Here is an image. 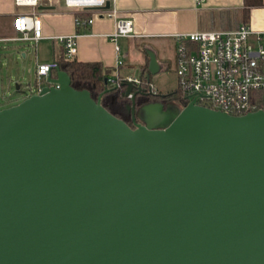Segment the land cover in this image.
<instances>
[{
	"label": "water",
	"instance_id": "95a60500",
	"mask_svg": "<svg viewBox=\"0 0 264 264\" xmlns=\"http://www.w3.org/2000/svg\"><path fill=\"white\" fill-rule=\"evenodd\" d=\"M53 71L0 109V264H264V108L132 127Z\"/></svg>",
	"mask_w": 264,
	"mask_h": 264
},
{
	"label": "built area",
	"instance_id": "2783aa9c",
	"mask_svg": "<svg viewBox=\"0 0 264 264\" xmlns=\"http://www.w3.org/2000/svg\"><path fill=\"white\" fill-rule=\"evenodd\" d=\"M41 0H15L19 7H32L33 10L20 13L16 17L18 36L2 38L0 42L14 40L37 44L46 38L43 31V19L37 8ZM62 1L67 9L74 11V19L79 29L91 27L99 17L115 20L113 33L109 34L112 42L120 38L136 36L134 19L122 17L116 0H57ZM199 4L204 0H195ZM107 2L110 8H105ZM92 9V10H91ZM83 35L79 31L70 35H56L68 60L76 58L77 39ZM255 37V42L252 40ZM176 78L178 90L189 103L213 110H220L231 116H244L259 110L258 95L264 94V32L255 31L246 22L231 30H202L180 33L176 36ZM57 65H37L36 87H30L23 93V98L41 91V80ZM107 82L113 87H121L132 82L134 88L129 99H134V90L144 87L140 76L122 78L118 72ZM148 91L155 92L151 85ZM263 109V108H262Z\"/></svg>",
	"mask_w": 264,
	"mask_h": 264
},
{
	"label": "crops",
	"instance_id": "0c3cea01",
	"mask_svg": "<svg viewBox=\"0 0 264 264\" xmlns=\"http://www.w3.org/2000/svg\"><path fill=\"white\" fill-rule=\"evenodd\" d=\"M116 3L122 17L134 19L136 36L112 42L108 35L114 31V19L101 16L91 27L79 29L74 11L67 9L62 1L41 0L37 11L43 19L46 38L38 43L46 40L52 44L53 59H42L37 65H53L64 51L62 44L53 37L79 31L83 33L78 37L76 46L79 62L100 63L103 68L112 71V77L116 72L122 78L141 76L140 70H149V51L155 53L161 71L170 66V50L173 51L172 64H175L177 34L231 30L243 24L241 12L244 0H204L200 4L195 0H116ZM31 10L32 7H19L15 0H0V36L6 39L18 36L16 17ZM248 23L255 31L264 32V4L251 9ZM255 37H252L254 42ZM11 41L16 42L2 41L0 47L6 48ZM46 78H42L41 88L46 85ZM6 108L10 106H1V109Z\"/></svg>",
	"mask_w": 264,
	"mask_h": 264
},
{
	"label": "rangeland",
	"instance_id": "374dc122",
	"mask_svg": "<svg viewBox=\"0 0 264 264\" xmlns=\"http://www.w3.org/2000/svg\"><path fill=\"white\" fill-rule=\"evenodd\" d=\"M172 56L173 51L170 50V66L151 79L153 81L151 87H154L157 93L168 94L178 91L176 66L172 64ZM45 58L53 59L52 44L50 42L48 44L46 40L38 44L29 41L15 43L11 41L6 48L0 47V109L1 106L11 108L24 101L23 93L31 86L36 87L37 63ZM17 85L21 87L20 92L17 91ZM167 108L168 111L160 110L159 105L151 106L144 112L139 110L140 121L149 126L165 128L173 121L176 112L181 111L179 104L173 107L168 105ZM160 114L163 116L162 119Z\"/></svg>",
	"mask_w": 264,
	"mask_h": 264
},
{
	"label": "trees",
	"instance_id": "16d2710c",
	"mask_svg": "<svg viewBox=\"0 0 264 264\" xmlns=\"http://www.w3.org/2000/svg\"><path fill=\"white\" fill-rule=\"evenodd\" d=\"M264 4V0H244V7L242 9L241 21L246 23L250 19V11L254 7H260ZM55 63L66 72L71 78V83L76 90H88L91 93V97L98 100L100 96L102 97L101 103L104 108L110 112L112 115L123 120L128 126L133 127L132 122V111H130V106L133 99L126 97L127 86H121L115 88L105 80L112 76V71L103 68L99 63H89V62H79L76 58L68 60L65 57L64 51L56 58ZM149 73L148 68H143L140 70V78L144 83L142 91L134 90L133 94L135 96L136 103V113L139 120V110H142L147 105L161 104L163 111H168L167 106L174 105L180 106L182 111L188 102L179 90L168 94H150L147 91L148 83L146 81V75ZM55 74V72H54ZM259 110L264 108V94L258 95ZM178 107V106H177ZM180 112V111H179ZM178 112H176L177 114Z\"/></svg>",
	"mask_w": 264,
	"mask_h": 264
},
{
	"label": "flooded vegetation",
	"instance_id": "af4514ba",
	"mask_svg": "<svg viewBox=\"0 0 264 264\" xmlns=\"http://www.w3.org/2000/svg\"><path fill=\"white\" fill-rule=\"evenodd\" d=\"M147 91H148V89H147ZM148 93H149V91H148ZM152 94H154L155 95V93L154 92H152ZM157 94V93H156Z\"/></svg>",
	"mask_w": 264,
	"mask_h": 264
}]
</instances>
